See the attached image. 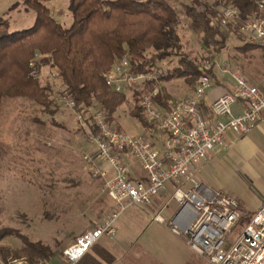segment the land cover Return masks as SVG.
Segmentation results:
<instances>
[{"label":"built area","instance_id":"built-area-1","mask_svg":"<svg viewBox=\"0 0 264 264\" xmlns=\"http://www.w3.org/2000/svg\"><path fill=\"white\" fill-rule=\"evenodd\" d=\"M260 7L262 15L242 24L240 31L249 42L264 48V0ZM221 14L222 23L229 24L237 17L238 10L222 7ZM129 66L126 57L120 59L106 72V83L118 91L138 84L142 89L145 79L155 78L153 73L133 74ZM31 73L39 75V66H34ZM234 76V90L224 92L211 103L212 118L206 117L201 109L212 85L210 75L204 70L192 94L173 101L168 109L159 108L154 99L159 92L157 86L140 96L139 106L144 117L165 133L163 149L146 136L132 135L112 125L104 110L95 111L98 130L91 135L93 148L84 159L90 174L103 180L115 205L96 226L77 235L63 250L65 264L79 262L102 237L114 238L116 221L127 206L153 202L170 183L176 186L169 201H177L179 208L167 216L166 203L154 215L155 221L166 224L173 234L183 237L206 264H264V204L249 219L237 240L225 248L227 237L243 218L239 201L205 183L192 184L194 168L213 148L225 145L229 133L236 136L249 133L264 112V80L257 85L241 73ZM65 100L75 109L72 97L67 96ZM237 103L242 107L235 114L233 106ZM78 117L83 121V114L79 113ZM123 153L140 166L142 177L132 174ZM12 264L50 263L15 259Z\"/></svg>","mask_w":264,"mask_h":264},{"label":"rangeland","instance_id":"rangeland-1","mask_svg":"<svg viewBox=\"0 0 264 264\" xmlns=\"http://www.w3.org/2000/svg\"><path fill=\"white\" fill-rule=\"evenodd\" d=\"M69 1L46 2L52 15L66 27L73 22ZM169 1L179 13V33L184 51L199 58L207 72L213 62L204 58L208 51L200 43V37L191 30L189 19L182 11L186 0ZM24 3V0H0V18L6 19L10 32L29 28L35 21V11ZM36 61L40 68L38 79L41 84L50 85L49 94L54 100L52 109L55 113L49 114L39 104L23 97H4L2 101L0 264H12L15 259L32 261L23 247L27 240L41 241L49 246L55 254L54 259L61 262L64 246L74 235L96 226L112 201L104 183L97 180L100 178L93 177L86 168L84 156L93 148V144H90L91 135H86L85 132L89 115L76 112L77 109L68 106L65 98H61L62 81L51 68L49 58L41 56ZM177 61L176 56L167 58L160 63V70L166 74ZM164 86L167 87V92L176 95L179 93V86L188 85L183 78L160 82L157 87L162 89ZM135 87H126V99L118 107L111 123L132 135L145 136L149 129L132 115L133 110L139 106L141 96L138 91L134 92ZM78 113L83 114V121ZM147 123L151 126L150 122ZM248 159L252 168L248 173L245 170L239 180L236 176L227 177L226 182L217 179V187L223 189L224 186L225 191L232 189L233 196H242L248 200L251 197L263 199L264 151H256L254 157ZM238 197L236 198L239 199ZM175 202L172 206H175ZM134 205L139 206L134 203L127 206L126 210ZM252 210L247 214L243 213L242 220L227 237L225 248H229L244 232L246 223L254 215ZM3 252L6 261L3 259ZM42 260L49 259H36Z\"/></svg>","mask_w":264,"mask_h":264},{"label":"trees","instance_id":"trees-1","mask_svg":"<svg viewBox=\"0 0 264 264\" xmlns=\"http://www.w3.org/2000/svg\"><path fill=\"white\" fill-rule=\"evenodd\" d=\"M24 1L36 13L32 26L10 32L6 19L0 18V113L4 97H23L54 115L50 85L41 84L38 75L31 73L34 66H39L36 59L41 56L49 58L51 68L62 81L61 98L72 97L76 112L89 115L86 135L98 130L96 110H104L111 123L126 99L127 88L118 91L106 83V72L120 59H128L133 74L153 73L155 76L145 79L142 89H139L140 84L134 86V92L138 91L139 95L151 92L160 82L183 78L194 90L204 70L199 58L184 51L179 13L169 0H70L73 22L69 27L52 15L46 3L50 0ZM261 1L183 2L182 11L189 19L191 30L208 51L204 58L212 60L214 65L215 56L227 47L232 37L245 40L243 47L264 50L260 44L249 42L240 31L242 24L262 15ZM222 7L238 10L234 21L222 23ZM173 56L178 57L177 64L163 74L160 63ZM212 67L206 72L210 76ZM158 88L154 99L159 108L168 109L173 103L171 93L166 91V86ZM132 115L145 128H154L147 123L140 106ZM23 247L31 262L55 257L51 248L41 241L27 240ZM2 256L6 261L5 252Z\"/></svg>","mask_w":264,"mask_h":264},{"label":"crops","instance_id":"crops-1","mask_svg":"<svg viewBox=\"0 0 264 264\" xmlns=\"http://www.w3.org/2000/svg\"><path fill=\"white\" fill-rule=\"evenodd\" d=\"M244 43L246 41L240 37H232L227 47L215 56L210 76L212 78L211 89L201 104L202 112L206 117L212 118L210 105L217 97L224 92L234 90L236 85L234 74L241 73L247 76L253 84H262L264 80V50L259 47H243ZM224 69H227L226 72ZM178 90L179 93L176 95L169 92L172 95V101L187 97L193 92V88L189 86H179ZM241 107L242 104H235L233 112L239 113ZM151 134L157 135L151 136ZM146 135L156 146L163 149L165 133L151 128ZM259 150L264 151V112L249 133L244 136L229 133L225 139V145L215 146L208 157L194 168L192 184L205 183L213 188H218L217 179L226 182L228 178L236 176V179L239 180L245 170L248 173L252 169L248 158L254 157L256 151L258 153ZM122 156L123 160L131 167L132 174L135 177H142L143 171L131 156L127 153H123ZM97 180L103 182L102 179ZM174 186H176L174 183H170L167 189L149 204L134 205L125 209L121 217L119 216L120 219L116 225L117 235L114 238L102 237L76 264H206V260L195 253L186 244L183 237L173 234L166 224L155 221L153 218L166 203H168L165 213L167 216L175 214L178 210V203L174 200L169 201ZM220 190L225 191L224 186ZM225 192L230 194L232 189ZM230 195L233 196V193ZM241 197L236 199L244 214L252 209L251 213H255L264 204V198L256 199L250 196L251 198L248 200ZM173 201L175 206H172ZM109 204L110 208L105 211L103 217L115 205L113 200ZM77 235H74V238ZM74 238L64 246V249L73 242ZM43 261L50 264H65L64 259L61 262L54 258Z\"/></svg>","mask_w":264,"mask_h":264}]
</instances>
